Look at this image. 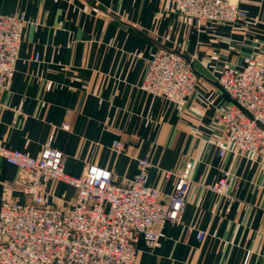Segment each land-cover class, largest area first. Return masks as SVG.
Returning <instances> with one entry per match:
<instances>
[{"label":"crops","instance_id":"0c3cea01","mask_svg":"<svg viewBox=\"0 0 264 264\" xmlns=\"http://www.w3.org/2000/svg\"><path fill=\"white\" fill-rule=\"evenodd\" d=\"M240 6L247 26L183 19L162 0H0V14L23 12L27 20L12 83L0 89L1 145L37 156L49 142L66 154L67 174L97 163L119 183L147 158L148 183L165 194L172 183L163 170L192 162L180 221L164 223L158 246L140 239L134 264H264V155L235 154L228 144L218 154L217 116L229 100L215 78L224 65L264 58V0ZM161 46L195 56L197 85L183 108L140 87ZM117 139L121 153L111 149ZM223 170L231 188L220 197L209 185ZM19 176L0 156V203L26 198ZM44 195L65 207L75 189L48 181Z\"/></svg>","mask_w":264,"mask_h":264},{"label":"built area","instance_id":"2783aa9c","mask_svg":"<svg viewBox=\"0 0 264 264\" xmlns=\"http://www.w3.org/2000/svg\"><path fill=\"white\" fill-rule=\"evenodd\" d=\"M241 0H162L163 8L183 19L247 26L250 16ZM23 12L0 14V89L8 90L23 38ZM32 58L39 59L34 53ZM195 56L158 47L148 60L142 90L184 107L197 85ZM228 97L217 120L222 138L218 154L228 144L235 154L264 155V58L253 57L243 66L224 65L215 78ZM46 89L52 87L48 81ZM111 149L124 150L120 140ZM0 156L16 166L24 200L0 203V264H134L141 239L159 245L166 221L179 222L191 187L192 162L182 170H163L172 189L163 193L148 183L147 158L137 159V170L127 183L115 180L111 170L90 163L79 176L65 172L66 154L44 144L37 156L0 144ZM230 170L209 188L217 196L230 192ZM61 181L75 189L73 202L63 207L46 203L45 186ZM202 239L204 232L197 231Z\"/></svg>","mask_w":264,"mask_h":264}]
</instances>
